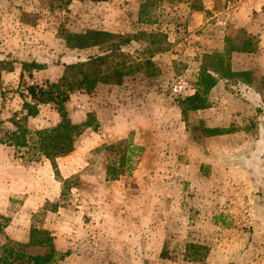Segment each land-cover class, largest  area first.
<instances>
[{
	"label": "rangeland",
	"instance_id": "374dc122",
	"mask_svg": "<svg viewBox=\"0 0 264 264\" xmlns=\"http://www.w3.org/2000/svg\"><path fill=\"white\" fill-rule=\"evenodd\" d=\"M263 5L0 0V59L16 61L0 85L5 129L23 112L22 61L47 65L33 79L44 84L57 81L65 64L107 50L69 49V33L134 37L122 48L129 72L120 84L74 93L67 103L75 122L91 124L57 159L59 174L48 159L0 145V264L19 263L2 259L4 246L41 241L24 251L43 254L50 243L73 255L68 264H264ZM227 39L250 44V52L231 54V68L251 71L253 83L219 77L208 95L212 123L204 109L184 116L180 101L195 93L205 55L224 52ZM153 42L162 49L151 55ZM180 81L188 84L181 95ZM59 120L54 105H42L29 126ZM216 127L235 132L206 134Z\"/></svg>",
	"mask_w": 264,
	"mask_h": 264
},
{
	"label": "trees",
	"instance_id": "16d2710c",
	"mask_svg": "<svg viewBox=\"0 0 264 264\" xmlns=\"http://www.w3.org/2000/svg\"><path fill=\"white\" fill-rule=\"evenodd\" d=\"M150 1L153 3L156 0H148V2ZM192 8L201 9L197 3L192 5ZM115 38L113 33L99 29L69 33L65 38L66 46L69 49L86 50L105 45L107 50L101 54L90 56L86 60L65 64L63 74L57 81L47 80L44 84L34 82V73L46 69L47 65L37 60L22 61L18 89L23 99V112L21 115L15 114L10 120L13 126L11 129H5L0 124V145H7L19 149V151L25 150L26 154H29L30 160L34 158L48 159L56 174H59L57 159L75 150L77 138L82 134L84 128L91 124L90 121L77 123L72 119L67 108L71 96L74 93L91 94L100 84L109 85L113 82L120 84L122 78L129 72L126 71L129 67L122 48L130 44L134 37H121L120 41ZM154 44H157V47L151 52V55L162 49L160 43L155 42ZM249 47V43L235 46L232 41L227 39L224 52L205 55V62L198 76L195 93L180 101L184 116H187L189 111H198L209 106L208 95L218 84L219 77L226 80L237 79L248 85L253 83L251 71H233L231 68V54L250 52L252 48L249 49ZM15 63L16 61L0 59V85L3 74L13 72ZM27 78L32 83L26 82ZM49 104L55 106L60 116L59 122L53 127L32 129L29 126V118L38 116L40 107ZM205 132L209 136H220L234 133L235 130L216 127L206 128ZM19 245L17 248L20 250L4 246L8 253L2 256V259L11 257L14 262H19L18 264H64L65 259L70 256L69 251L61 252L50 243L47 244V250L43 254L32 255L24 251V247L44 245L42 241L36 244L29 242L26 245Z\"/></svg>",
	"mask_w": 264,
	"mask_h": 264
},
{
	"label": "crops",
	"instance_id": "0c3cea01",
	"mask_svg": "<svg viewBox=\"0 0 264 264\" xmlns=\"http://www.w3.org/2000/svg\"><path fill=\"white\" fill-rule=\"evenodd\" d=\"M74 1H76V0H74ZM244 1H246V0H244ZM261 4V3H260ZM237 8H238V10H240L241 9V6L240 5H237ZM257 8V10H258V7H256ZM3 80V79H2ZM212 108H205L204 110H202V112H204V116L205 117H207L208 119H207V121L209 122V123H212L211 121V119L212 118H210V116H213L211 113H212ZM73 256V255H72ZM72 256H69V257H67L65 260H69L70 258H72ZM64 264H68V262H66V263H64Z\"/></svg>",
	"mask_w": 264,
	"mask_h": 264
},
{
	"label": "built area",
	"instance_id": "2783aa9c",
	"mask_svg": "<svg viewBox=\"0 0 264 264\" xmlns=\"http://www.w3.org/2000/svg\"><path fill=\"white\" fill-rule=\"evenodd\" d=\"M264 7V5H263ZM188 84L185 81H180L178 85L175 87V92L179 95L184 94L186 92Z\"/></svg>",
	"mask_w": 264,
	"mask_h": 264
}]
</instances>
